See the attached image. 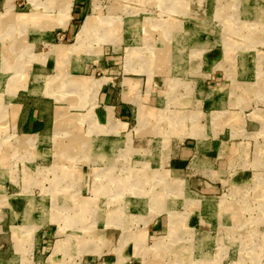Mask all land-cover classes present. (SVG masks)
<instances>
[{"label":"rangeland","instance_id":"rangeland-1","mask_svg":"<svg viewBox=\"0 0 264 264\" xmlns=\"http://www.w3.org/2000/svg\"><path fill=\"white\" fill-rule=\"evenodd\" d=\"M104 50L115 104L147 83L127 129L93 111ZM207 134L226 168L202 190L169 169ZM0 264H264V0H0Z\"/></svg>","mask_w":264,"mask_h":264},{"label":"crops","instance_id":"crops-1","mask_svg":"<svg viewBox=\"0 0 264 264\" xmlns=\"http://www.w3.org/2000/svg\"><path fill=\"white\" fill-rule=\"evenodd\" d=\"M71 15H72V18L69 22L68 28L73 29L76 26L75 25L76 21L81 19L82 18L81 16L83 14L81 13V9L78 8L75 10L74 14H72V12H71ZM206 45L209 46L211 44L207 42ZM113 51H114V49H113ZM106 52L107 51L104 50L103 55L97 60L99 69L101 71L104 70V73L106 72V74L100 78L96 77L94 74H92L90 76H86L87 77L86 81H90V79H91V82H92V79L101 81V84H100L99 90L96 94V97L92 98L93 105H94V103H96V106L93 108V111L96 113V115L99 119V122L102 125H108V122H110L112 118L114 120V118L116 117L117 119H119V120H121L127 124V127H126V129H127L128 128V122L126 120L129 119V117L132 113V110L134 109V107L130 106V104H133L136 106V108H138L135 101L133 99H131V97L133 96L134 93H136V92L138 93L137 84L142 83L144 86H142L141 89L144 90V88L146 89L147 83L144 84L141 79L137 81V80H134L133 78H130L128 76L122 77L121 84L123 83L125 86H127L128 91H127V94H125L124 92L116 93V94H120V95H119V98L117 97L119 101L115 104V87H114L115 81L113 82L115 77L113 75H111L113 72L115 73V70H114L115 68H114V66H112V64H114L115 61H113L114 59L111 58L110 56H106ZM193 55H195L197 57L196 54H193ZM126 67H127V71L134 72V73L135 72L139 73L141 70V67H138L135 65H133V66L131 65L130 68L126 65ZM134 73H132V74H134ZM107 74L110 76H108ZM134 85H136L135 87L137 89H135L133 87ZM87 87H88L87 97L85 99H83V97L81 98V103H83L84 100L87 103L83 107L86 110L89 108L88 106L90 105V103H89V100H91L90 95L92 96L94 94V92H93L94 89L93 88L91 89V87L89 88L88 85H87ZM216 89L217 88H213L212 90L208 91V95H209L208 97L209 98H213L215 96L214 101L216 100V95H215ZM141 92H142V90H141ZM153 95L154 94H151L149 96H153ZM145 102H146L147 106L150 107V110L153 111L154 106H152L150 104V98L149 97H147V99H145ZM95 109L99 110V113H98L99 116H98L97 112L95 111ZM45 112H47V108H45ZM197 112H201V111H197ZM43 113L44 112H42V114ZM116 113L121 115V118H118L116 116ZM190 113L194 114V112H190ZM100 117L102 120L100 119ZM229 117H230V121H231L233 119H235V120L238 119L240 117V115L238 113L237 114L231 113V115ZM15 119H17L16 115H15ZM211 119H212V117L210 118V120ZM41 120L42 119H40V110L33 108L29 112V114H27L24 117L23 122H22L25 129H26V133H29L30 128L33 129L34 127L37 128V131L43 129V127L46 126V121H44L45 122V124H44ZM210 120H209V123L211 124ZM126 129H122L121 131H119V133L122 134V132L126 131ZM112 132H115V131H112ZM39 133H32V134L38 135ZM41 136H43V135H41ZM102 136L103 137H101V138L103 141L106 140L110 143L113 142L111 140V138H109L110 137L109 135L108 136L102 135ZM208 136H209V134H207L206 138H204L202 140H200L196 137H187V138H194V139H185V140L183 139V140H181L182 141L181 144L177 147L175 154L172 156V158L170 160L169 171H172L175 175H177V177H182V178L186 177V178L190 179V181L193 182V184L196 188H201L202 190L213 189L216 185L221 184L224 181L223 177H224L225 168H226L225 153L220 148V146L219 145L216 146L217 144L214 142L213 143L209 142L206 145H203V143H201V142L205 141ZM43 137H45V136H43ZM225 150H226V148H225ZM194 162H196V166H193ZM174 179L178 183L182 182V180L186 181L184 179H179V178H174ZM179 184H182V183H179ZM184 187H186V186L184 185ZM31 202H32V205H34V202L33 201H31ZM27 205H29V203ZM27 205L25 203L23 208L27 207ZM21 213H22V211H21ZM149 224L147 225V232L149 235H151V232H150V226L151 225L149 226ZM54 250H56V249H54Z\"/></svg>","mask_w":264,"mask_h":264},{"label":"bare ground","instance_id":"bare-ground-1","mask_svg":"<svg viewBox=\"0 0 264 264\" xmlns=\"http://www.w3.org/2000/svg\"><path fill=\"white\" fill-rule=\"evenodd\" d=\"M87 22H88V20H87ZM21 24H22V23H21ZM28 24H29V23H28ZM88 26H89V25H88V23H87V27H88ZM84 27H86V26H84ZM84 27H83V28H84ZM87 27H86V28H87ZM6 29H7V28H6ZM81 34H82V33H81ZM75 85H77V84H75ZM61 116H62V115L60 114V117H61ZM63 121H64V120H63ZM58 123H59V122H58ZM59 124H60V123H59ZM60 125H61V124H60ZM159 252H160V251H159ZM161 254H162V253H161Z\"/></svg>","mask_w":264,"mask_h":264}]
</instances>
